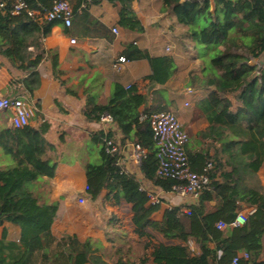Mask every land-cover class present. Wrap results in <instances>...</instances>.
I'll return each mask as SVG.
<instances>
[{
    "label": "trees",
    "instance_id": "16d2710c",
    "mask_svg": "<svg viewBox=\"0 0 264 264\" xmlns=\"http://www.w3.org/2000/svg\"><path fill=\"white\" fill-rule=\"evenodd\" d=\"M55 1L26 0L30 9L43 14ZM110 1L122 3L123 26L142 31L132 12L134 0ZM164 2L173 9L179 23L189 28V38L198 48L202 77L196 80V87L214 88L198 108L211 125L203 136L217 140L221 148L214 159L201 154L196 160L190 158L191 169L196 173H201L209 161L214 162L209 173L211 183L198 205L191 207L188 225L181 219L180 207L167 210L164 220L156 222L151 217L159 210V205H148V193L140 189L135 175L120 166V153L110 155L103 147L101 163L85 167L89 197L96 200L107 190V197L116 203L123 200L132 204V224L141 238L151 239L149 230H154L167 241L180 242L156 246L152 257L157 264H231L236 257L238 264H264L260 261L264 239V187L258 177L264 163V71L249 63L251 58H259L264 53V0H214V10L211 0ZM7 10H0V57L9 64L11 73L15 69L27 75L23 83L33 94L41 83L38 67L44 59L43 41L52 28L61 23L30 16L26 11L12 14L9 8ZM200 18L205 22L203 27ZM139 56L150 63L152 73L147 78L150 83L163 86L172 78L176 69L173 58L152 57L148 52H141ZM53 66L58 69L57 58ZM59 76L57 72L56 77ZM231 95H236L241 107L233 108L226 97ZM146 103L147 98L137 87L117 84L109 101L95 106L88 117L100 120L103 114L111 115L123 135L122 145L129 141L146 151L140 166L144 177L164 191L172 192L179 182L157 177L158 146L150 120H141L143 114L150 116L167 109L153 107L141 112ZM1 115L7 121L10 113ZM47 131L44 124L39 129L29 125L0 132L1 148L14 164V167L0 168V226L10 222L21 229L20 245L0 241V264H29L33 257L42 264L45 260L52 264H97L90 255V240L78 252L73 237L58 239L52 235L51 227L59 216V207L39 204L31 192V187L43 178H53L58 168V162L49 154L53 148L45 139ZM106 136L115 140L113 133H99L94 139L102 143ZM192 162L202 163V169L195 171ZM213 193L224 204L215 213L207 214L206 203L213 200ZM244 204L256 207V212L247 217L246 224L229 226ZM220 222L226 223L227 228L219 229ZM191 240L196 241L200 254H193L189 247ZM210 243L216 244L214 249ZM7 251L9 256L4 257Z\"/></svg>",
    "mask_w": 264,
    "mask_h": 264
},
{
    "label": "crops",
    "instance_id": "0c3cea01",
    "mask_svg": "<svg viewBox=\"0 0 264 264\" xmlns=\"http://www.w3.org/2000/svg\"><path fill=\"white\" fill-rule=\"evenodd\" d=\"M65 1L74 10L72 26L66 28L57 24L44 39V59L38 67L41 83L33 94L23 83L27 75L15 69L11 73L9 64L0 57V97L24 100L30 113L31 127L39 129L47 125L45 139L53 148L49 154L58 162L56 175L34 184L31 192L39 204L59 207V216L51 227L52 235L58 239L73 237L78 252L90 240V255L98 261L97 264H157L152 257L156 246L180 242L167 241L154 230H149L151 239L141 238L132 224V204L123 200L116 203L107 197V190L96 200H91L87 194V202H79V197L86 194L88 185L86 165L101 163L100 153L104 144L97 143L94 138L99 133H113L120 145V166L127 173L135 175L140 189L160 198L159 210L152 215V220L162 222L167 210L180 207L181 219L188 225L189 211L198 205L203 193L198 197H182L156 186L132 162L133 143L127 141L122 145L123 135L117 123L107 127L100 120L88 116L95 106L105 105L109 101L115 85L125 88L135 86L147 98L141 112L154 107L166 108V111L177 114L191 137L187 146L190 158L196 160V156L201 154L214 159L221 143L203 136L211 125L198 108L200 102L211 96L214 88L196 87V80L202 77L198 48L189 38V28L179 23L173 9L164 0L133 1L132 12L139 20L142 31L131 30L121 24L123 5L120 1L97 0L90 4H87V0ZM213 1L212 10L215 9ZM113 29H118L119 34L114 33ZM72 40L76 42L72 43ZM30 51L34 52V49L30 48ZM141 52H148L152 57L173 58L176 69L165 85L152 84L147 79L152 71L149 61L139 56ZM120 57L127 60L118 71L114 64ZM56 58L59 63L57 70L53 66ZM249 63L264 71V53L259 58H251ZM57 72L59 77H56ZM226 97L231 100L234 109L242 106L236 95ZM1 116L0 132L12 129L9 119L6 121ZM201 164L192 162L193 169L200 171ZM8 167H14V164L0 145V168ZM258 177L264 187V163ZM213 197L212 201L206 203L207 214L215 213L224 204L214 193ZM256 210V207L244 204L239 213L248 217ZM20 239L21 229L18 225L5 222L0 226V241L20 245ZM215 246L210 243L212 249ZM189 247L193 254L201 253L196 241L191 240ZM7 255L8 251L4 257ZM260 261H264V239ZM29 264L42 262L33 257ZM43 264L52 263L45 260Z\"/></svg>",
    "mask_w": 264,
    "mask_h": 264
},
{
    "label": "built area",
    "instance_id": "2783aa9c",
    "mask_svg": "<svg viewBox=\"0 0 264 264\" xmlns=\"http://www.w3.org/2000/svg\"><path fill=\"white\" fill-rule=\"evenodd\" d=\"M87 4L93 3L94 0H87ZM12 14H20L26 11L30 16H36L49 22L58 21L64 27L70 28L73 22L74 11L71 4L65 0H57L46 13L34 11L29 8L26 0H0V10L8 11ZM118 33V29H113ZM76 40H72L75 43ZM125 57H120L114 64L116 70L121 69V64L126 62ZM3 112H9V121L11 128L21 129L30 125V113L27 105L22 99H9L0 97V115ZM149 119L153 131V138L158 146V169L156 175L159 179L175 180L179 182L173 187V192L182 197L200 196L211 183L209 173L214 168V162L209 161L201 173H196L191 169L190 157L188 155L187 146L191 140L188 130L183 126L177 114L173 111H163L141 115V120ZM104 126L112 127L116 123L109 114H103L100 118ZM107 135V133H105ZM106 152L110 155L120 153V146L116 140L108 138L103 139ZM146 151L140 145L132 144L131 160L136 166H141L142 160L146 156ZM85 195L79 197V202L85 204L87 202L86 195L89 192V186L85 188ZM149 202L152 206L160 205V198L153 193H149ZM190 214V211H189ZM247 217L243 213H239L237 218L229 225L238 227L246 224ZM224 222L218 223L217 227L221 230L227 228ZM245 258H249L248 254H244ZM239 258L236 257L231 264H238Z\"/></svg>",
    "mask_w": 264,
    "mask_h": 264
},
{
    "label": "rangeland",
    "instance_id": "374dc122",
    "mask_svg": "<svg viewBox=\"0 0 264 264\" xmlns=\"http://www.w3.org/2000/svg\"><path fill=\"white\" fill-rule=\"evenodd\" d=\"M199 23L201 24L202 27L205 26V22L202 18L199 19ZM93 164H94V162H93Z\"/></svg>",
    "mask_w": 264,
    "mask_h": 264
}]
</instances>
